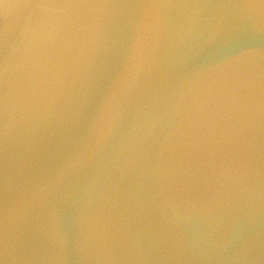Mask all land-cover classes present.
Here are the masks:
<instances>
[{"label":"water","instance_id":"1","mask_svg":"<svg viewBox=\"0 0 264 264\" xmlns=\"http://www.w3.org/2000/svg\"><path fill=\"white\" fill-rule=\"evenodd\" d=\"M0 264H264V0H0Z\"/></svg>","mask_w":264,"mask_h":264}]
</instances>
